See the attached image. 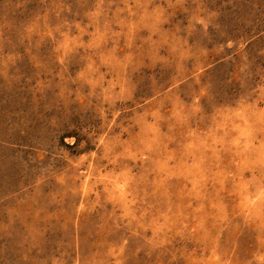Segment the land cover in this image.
Listing matches in <instances>:
<instances>
[{
  "label": "rangeland",
  "instance_id": "obj_1",
  "mask_svg": "<svg viewBox=\"0 0 264 264\" xmlns=\"http://www.w3.org/2000/svg\"><path fill=\"white\" fill-rule=\"evenodd\" d=\"M0 264H264V0H0Z\"/></svg>",
  "mask_w": 264,
  "mask_h": 264
}]
</instances>
